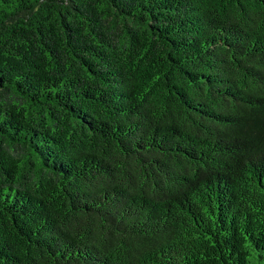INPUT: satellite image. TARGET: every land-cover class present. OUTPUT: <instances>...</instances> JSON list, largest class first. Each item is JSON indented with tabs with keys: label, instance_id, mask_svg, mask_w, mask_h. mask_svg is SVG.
<instances>
[{
	"label": "trees",
	"instance_id": "1",
	"mask_svg": "<svg viewBox=\"0 0 264 264\" xmlns=\"http://www.w3.org/2000/svg\"><path fill=\"white\" fill-rule=\"evenodd\" d=\"M0 264H264V0H0Z\"/></svg>",
	"mask_w": 264,
	"mask_h": 264
}]
</instances>
